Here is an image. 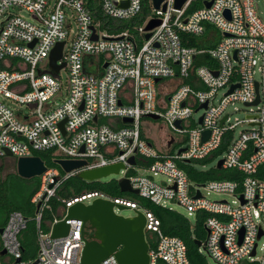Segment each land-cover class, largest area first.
<instances>
[{
	"label": "built area",
	"instance_id": "1",
	"mask_svg": "<svg viewBox=\"0 0 264 264\" xmlns=\"http://www.w3.org/2000/svg\"><path fill=\"white\" fill-rule=\"evenodd\" d=\"M93 1L113 21L133 20L142 10L141 0ZM191 1L175 10L174 0H165V11L152 10L142 26L134 28L138 41L129 30H103L87 0H0V158L7 157L6 152L14 161L52 152L59 159L85 163L69 173L47 168L30 199L34 216L27 218L19 211L7 215L0 233V264H81L83 222L67 220L64 237L51 238V230L74 203L99 198L143 213L146 239L152 244L148 264H191L184 242L164 235L159 220L135 202L100 192L56 197L65 180L114 165L123 166L121 179L151 204L168 210L177 205L193 216L206 214L208 233L197 251L214 264H264V257L256 261L258 242L264 239V20L256 0H206L209 8L203 5L186 16ZM115 2L128 5L118 7ZM152 19L161 24L145 41L144 28ZM207 26L221 32L213 48L183 44L182 36L201 37ZM59 43L63 48L57 65L64 67L54 76L49 57ZM200 55H207L214 65L197 66ZM64 69L66 85L59 76ZM229 108L241 110L243 119L232 120ZM124 118L131 123H123ZM150 121H160L161 129L168 131L158 139L160 149L148 135ZM175 136L185 137L177 150ZM219 155V170H231L236 178L195 184L180 167ZM131 157L134 164L129 163ZM151 175H161L169 184L157 183ZM4 178L1 170L0 200ZM203 190L234 200L213 201ZM54 198L59 206L46 231L42 215ZM31 221L36 249L25 257L22 234ZM100 264L118 263L110 255Z\"/></svg>",
	"mask_w": 264,
	"mask_h": 264
},
{
	"label": "trees",
	"instance_id": "2",
	"mask_svg": "<svg viewBox=\"0 0 264 264\" xmlns=\"http://www.w3.org/2000/svg\"><path fill=\"white\" fill-rule=\"evenodd\" d=\"M89 7L91 8L92 16L96 21L101 22V28L109 33H121L129 30L130 33L136 36L139 41V37L135 34L134 28L141 27L146 19L152 15L150 0L142 1V10L138 17L133 20L121 22L109 20L99 7L96 5L95 1L87 0ZM206 0H192L185 10V15H189L192 12L203 8ZM213 30L211 26L206 27L205 34L201 37H188L182 36L183 44L188 47H194L199 50L211 49L213 48L219 40L213 42H207L205 37L212 33ZM195 64L198 65H208L213 66L214 62L209 59L207 55H200L196 57ZM52 152L38 153L37 156L44 162L48 169H57L62 173L61 169L54 163L60 158L59 155L53 156ZM216 156L213 155V157ZM211 161L210 158L196 161L199 166L205 165ZM181 169L186 173L189 180L195 184H204L210 180H221V179H234L236 175L231 170H219L215 167L206 170L196 169L191 163L180 165ZM1 171V168H0ZM239 175V174H238ZM39 178L24 180L19 178L16 173L11 175H6L4 182L1 186V200L0 208L5 211L8 215L12 211H19L25 217L32 218L35 213V206L30 203V199L38 191L39 188ZM91 192H100L111 198H125L132 202L137 203L139 206L146 208L150 211L160 222V230L164 235L174 236L181 239L187 249V255L191 264H207L203 255L199 254L197 251V246L194 244V240L204 241L206 238L205 232V220L207 215L203 213H196L194 215V224H191L189 220L183 215L177 213L173 210H168L166 208L157 207L148 201L140 198L138 195H133L130 193H121L117 182L111 181L108 183H103L100 181L87 182L79 179L77 176L71 177L60 184L56 190L57 198L72 199L85 195ZM59 202L56 199H51L49 202V208L45 209L42 215L43 227L47 231L46 224L53 220L56 213ZM5 223V222H4ZM34 222L31 221L27 230L24 233H29L30 235L25 238V257L32 256V244L34 237ZM150 246L152 244L149 242ZM23 247V248H24Z\"/></svg>",
	"mask_w": 264,
	"mask_h": 264
},
{
	"label": "water",
	"instance_id": "3",
	"mask_svg": "<svg viewBox=\"0 0 264 264\" xmlns=\"http://www.w3.org/2000/svg\"><path fill=\"white\" fill-rule=\"evenodd\" d=\"M165 0H150L151 7L154 11H165ZM188 0H174V9L181 10ZM118 7H127V2H115ZM211 2L204 3L206 8H209ZM227 17L228 12H226ZM161 22L157 19L150 20L144 31V40L147 41L151 35L152 30L158 27ZM96 40V35L92 37ZM63 43H59L52 50L49 57V67L54 76L58 73L64 64L57 65V62L62 57ZM106 65L104 66V68ZM234 87L231 88V90ZM230 90V91H231ZM258 102L256 99L255 103ZM120 104V103H119ZM206 107V104L202 106ZM149 118L157 120L158 117L150 115ZM225 119V118H224ZM222 120V122L224 121ZM123 123H131V119L124 118ZM221 122V123H222ZM178 126V123H176ZM208 133L205 132L203 140L207 138ZM6 156L10 157V153L6 152ZM63 172L69 173L85 165L84 161H69L58 159L54 162ZM130 164H134V158L129 159ZM222 161L217 163L216 168L221 169ZM16 174L19 178L24 180H31L39 178L47 171L44 162L37 156L29 158H19L15 162ZM122 165L108 166L92 171L81 172L77 177L81 180L91 182L99 181L112 174H119ZM118 188L121 193H130L138 195L137 190L131 188L127 179H120L117 181ZM199 197V195H197ZM129 210L127 207L116 205L110 200L94 199L89 204L83 202L74 203L67 208L66 217L64 220L53 225L51 230V238H59L67 235L69 226L66 224L67 220L76 219L83 222L82 239L84 241V248L81 253V264H100L110 255H113L118 264H148V250L149 244L145 234V216L138 210H133L134 215L124 217L114 211ZM2 229H0L1 233ZM90 232V233H89ZM205 232L208 230L205 228ZM262 231L258 233V239L262 236ZM242 231L240 232V239ZM197 247L201 246V242L194 240ZM1 255L4 251H1ZM255 254L253 250L252 256Z\"/></svg>",
	"mask_w": 264,
	"mask_h": 264
},
{
	"label": "rangeland",
	"instance_id": "4",
	"mask_svg": "<svg viewBox=\"0 0 264 264\" xmlns=\"http://www.w3.org/2000/svg\"><path fill=\"white\" fill-rule=\"evenodd\" d=\"M257 2V7H258V11L261 13V18L264 20V5L262 3V0H256ZM152 8V7H151ZM153 10V9H151ZM22 16L28 18V15L25 12H21L20 13ZM67 15L70 16L71 15V11L67 10ZM70 22H71V27L73 29L76 28V24L74 22V20L72 18H70ZM213 32L208 34L205 39H203V41H207V42H213L216 40H220L221 39V32H219L218 30L212 28ZM60 79H61V83L62 85H66L67 84V79H68V71L67 70H61L60 71ZM220 96V94H218V97ZM14 107V106H13ZM237 107L239 109H241V106L238 104ZM228 112L231 116V119L234 120L235 118H237L238 120H242L244 115L243 112L240 110L238 112H235L233 110V108H229ZM201 115V112H199L198 114L193 115V119L197 120L198 117ZM146 125L142 124V128L143 131L145 133H147V122H145ZM150 128L151 133L148 132V135L152 138L153 143L155 145V147H157L158 149L161 148L160 144L158 143V139L161 135H163V133H168L167 129H161V122L160 121H150ZM242 128H245V126H239L237 130H240ZM185 142V137L183 136H175V141H174V147L175 150L179 149L182 145H184ZM222 158V155H219L215 158H213V160L209 163L205 164V167L202 170H206L209 168H213L216 166V163L218 162V160H220ZM15 162L13 158L11 157H5V158H0V168L1 170L4 172L5 176L6 175H11L12 173H16V168H15ZM191 164L196 168V169H201V167L199 166V164L196 161H192ZM137 170V174H144V172L141 169H136ZM17 175V174H16ZM152 178L154 179V181H156L157 183H167L169 184V182L167 181V178L161 176V175H156L153 176L151 175ZM123 177V173L121 174H117V175H110L104 179L99 180L100 182L103 183H108L111 181H119L121 178ZM202 194L207 196L208 199L213 200V201H219V200H226L228 203H231L232 200H234L233 197H231L230 195H226V194H215V193H209L206 194V191H202ZM87 201V202H91ZM146 201V200H145ZM173 211H176L177 213L183 215L184 217H186L189 222L191 224H194V216L193 215H189L184 208L179 207L177 205H170L169 206ZM5 211L3 209L0 208V218H2L3 214ZM118 214L124 216V217H129V216H133V210H122V211H117ZM261 225L264 228V216H262L261 218ZM30 234L27 233H23L22 236L24 238H27ZM148 236V234H147ZM32 248V252H35V246H34V242L31 246ZM203 257L205 258L207 264H214V262L211 260V258H209V256H207L205 253H203ZM264 257V239H260V241L258 242V249H257V255H256V261L260 262Z\"/></svg>",
	"mask_w": 264,
	"mask_h": 264
},
{
	"label": "flooded vegetation",
	"instance_id": "5",
	"mask_svg": "<svg viewBox=\"0 0 264 264\" xmlns=\"http://www.w3.org/2000/svg\"><path fill=\"white\" fill-rule=\"evenodd\" d=\"M2 214H3V216H2V218H0V229L2 228L4 222H5L6 218H7V214L5 212L2 213Z\"/></svg>",
	"mask_w": 264,
	"mask_h": 264
}]
</instances>
